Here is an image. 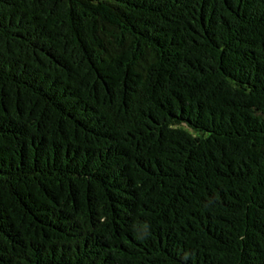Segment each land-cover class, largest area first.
<instances>
[{"label": "trees", "instance_id": "1", "mask_svg": "<svg viewBox=\"0 0 264 264\" xmlns=\"http://www.w3.org/2000/svg\"><path fill=\"white\" fill-rule=\"evenodd\" d=\"M0 264H264V0H0Z\"/></svg>", "mask_w": 264, "mask_h": 264}]
</instances>
